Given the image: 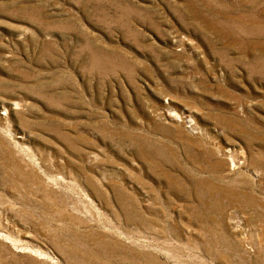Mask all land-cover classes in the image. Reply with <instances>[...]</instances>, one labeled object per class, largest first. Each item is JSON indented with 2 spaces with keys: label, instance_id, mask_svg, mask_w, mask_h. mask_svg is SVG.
Returning <instances> with one entry per match:
<instances>
[{
  "label": "rangeland",
  "instance_id": "obj_1",
  "mask_svg": "<svg viewBox=\"0 0 264 264\" xmlns=\"http://www.w3.org/2000/svg\"><path fill=\"white\" fill-rule=\"evenodd\" d=\"M0 264H264V0H0Z\"/></svg>",
  "mask_w": 264,
  "mask_h": 264
},
{
  "label": "bare ground",
  "instance_id": "obj_2",
  "mask_svg": "<svg viewBox=\"0 0 264 264\" xmlns=\"http://www.w3.org/2000/svg\"><path fill=\"white\" fill-rule=\"evenodd\" d=\"M178 128V127H177ZM203 139V138H202ZM190 140V139H189ZM225 149V148H224ZM226 150V149H225ZM223 151V150H222ZM224 152H226V151H224ZM214 154V153H213ZM228 154V153H227ZM223 155V154H222ZM232 160V159H231ZM172 161V160H171ZM229 169H235V165H234V163L233 162H231L230 163V165H229ZM233 223V222H232ZM239 223V222H238ZM238 225V224H237ZM241 225V224H240ZM231 227V226H230ZM235 227V226H234ZM237 228V227H236ZM240 228V227H239ZM238 228V229H239Z\"/></svg>",
  "mask_w": 264,
  "mask_h": 264
}]
</instances>
